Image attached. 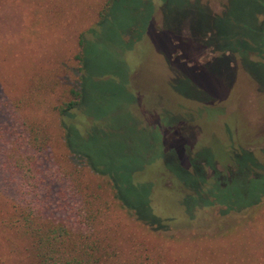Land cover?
<instances>
[{
	"label": "rangeland",
	"instance_id": "rangeland-1",
	"mask_svg": "<svg viewBox=\"0 0 264 264\" xmlns=\"http://www.w3.org/2000/svg\"><path fill=\"white\" fill-rule=\"evenodd\" d=\"M105 1L0 0V264L30 263L13 221L14 207L23 208L30 194L4 162L11 106L24 124L50 136L37 161L40 212L79 232L74 214L91 201L86 212L99 215L94 235H106L117 252L112 264H264V196L241 211L204 207L185 199L191 192L178 180L187 185L191 179L174 164L199 162L201 194L209 200L210 194L232 198L239 208L242 195L253 201L264 194L246 177L258 174L264 183V0H112L99 20ZM177 24V34L170 33ZM214 28L222 40L217 45L189 33ZM223 45L261 62L248 65L259 87L237 54L214 48ZM221 54L236 89L209 104L210 91L222 93L226 73L216 67L195 72ZM80 75L81 101L59 118L54 107L69 100ZM59 120L84 161L63 148ZM204 162L213 164L216 177ZM86 163L118 185L128 174L122 194L132 188L129 196L142 209L148 203L167 229L135 221L114 201L108 177ZM233 163L237 175L228 188L209 187L214 181L220 187Z\"/></svg>",
	"mask_w": 264,
	"mask_h": 264
},
{
	"label": "trees",
	"instance_id": "trees-1",
	"mask_svg": "<svg viewBox=\"0 0 264 264\" xmlns=\"http://www.w3.org/2000/svg\"><path fill=\"white\" fill-rule=\"evenodd\" d=\"M112 0H106L103 9L99 15V20H101L102 17H105V15L108 13L110 8V3ZM205 12V11H204ZM222 15V14H221ZM262 16L264 13L261 14ZM215 20H219L220 16H211ZM264 17V16H263ZM178 24L172 28L171 32L172 34H177L176 28ZM212 26V25H211ZM210 26V27H211ZM215 29V28H214ZM189 31V30H188ZM216 29H207L204 31L196 30V32H190L192 34L193 38L197 40H205V44L210 45H217L222 42L221 37L216 34ZM82 43L79 42V46L81 47ZM203 44V43H202ZM260 47H263L260 46ZM216 50H219L221 52H229L232 54H237L238 56V62L243 69V71L248 75L250 78V81L253 82L254 88L259 87L257 84L261 81V79L253 75L250 70L248 69L249 64H261L255 63L253 61H249L245 55V52L240 50L236 46H230V45H223L222 47H215ZM237 58V57H236ZM75 59L79 63L78 71H82V64H83V57L80 54L79 56H75ZM227 57L221 54V56L214 58L210 63H207L206 65L202 66V71H198L195 73L198 74H204V72L212 67H216V73H220L221 71H224L226 73V79L223 84L222 93H217L215 90L210 91V95H212L209 104L213 102V99H223L234 90L236 87L234 86L236 84V81L234 82L235 73L229 71L226 68L225 62ZM242 59V61H241ZM240 60V61H239ZM219 61H222V63H218ZM224 62V64H223ZM168 64V63H167ZM169 66V67H167ZM166 68L171 69L172 66L170 63L167 65ZM264 66V65H263ZM221 71H220V70ZM194 73V72H193ZM177 72L174 73V77L171 79V81L176 78ZM194 75V74H193ZM81 75L78 78L79 83L70 88L68 90L69 100L66 102H60L56 107H54V110L56 114L60 117L62 115L66 114L73 108H75L81 101V91L79 89ZM256 82V83H255ZM258 82V83H257ZM201 88V85H199ZM202 90V89H201ZM203 90L204 87H203ZM196 91V90H195ZM206 91V90H205ZM207 93V91H206ZM16 109L14 106L10 107L9 110V120L8 123L4 125V131L3 134H6L8 137V146L6 147L7 153L5 152V160L4 162L7 163V167L10 169L12 173H17L18 175H21V183L22 186L26 189V193H29V197L31 198V201L24 200L23 203L25 206L19 207L16 209L14 207L13 209V221L18 225L19 232L23 237L25 238L27 242V255L30 259L29 264H112L114 261V258H116L117 252L111 248H113L106 235L100 234L98 232V237L94 235V226L92 225L94 219H97L99 215L88 213L86 210L89 205H91V201H88L85 199L83 201V212L74 214V218L76 221V225H79V232L74 231L72 232L70 228H67V226L60 222L59 220L54 221L53 219H47L42 212H40L37 204H38V193L37 190L40 188L41 182L38 178L37 174V161L41 154L44 151V148L47 143V138L50 141V136L46 134V137H42L40 135V132L37 129H32L31 125H26L18 119L15 115ZM58 126L61 132V141L62 146L65 148V150L73 157H76L79 160H85V156L73 148V146L68 142V133L66 129L61 124V121H58ZM172 128V127H171ZM174 130V129H173ZM41 136V138L39 137ZM166 152V151H165ZM165 154V153H164ZM244 154L251 156V154L244 152ZM167 156L170 155V152L166 154ZM165 156V158L167 157ZM252 157V156H251ZM164 158V159H165ZM83 160V161H84ZM186 163L181 165L180 161H177V163H174L176 167H179L184 175H186L191 180L186 185L182 181L178 180V182L181 184L182 187L186 188L191 192L190 195H186L185 199L192 198L195 201H198L203 205L204 207H209L212 205H218L222 206L225 211L233 210V211H241L242 209H245L247 207H253L255 204L258 203L260 197L264 196L260 195L259 197L256 196L255 199L248 200V194L242 195V201L244 200L245 205L243 207L236 208L234 206V202L232 201V198L226 200V199H217L216 197H212L211 200L208 198L202 197V190L203 185L205 184V177L201 169V165H199L194 161V158L191 160H186ZM253 168L257 167L258 165L253 161ZM164 164V161H163ZM165 165V164H164ZM204 165L208 166L212 172L215 174L212 177H216L217 174L213 169L212 163H205ZM86 166L88 169L94 174L97 175H105L104 172L101 171H95L94 167L90 165V163H86ZM187 167H191V170L188 171ZM261 168V167H260ZM169 170V169H168ZM171 173L173 172L171 169L169 170ZM173 174V173H172ZM237 175V167H235V164L233 163V170L229 172L228 178L221 183L222 187L218 186L219 181H214L213 184H210L209 187L211 188H222L219 190H223L228 188L230 182V178L234 180V176ZM249 175L252 176V178H248L250 182H259L257 184L261 185L259 188H262L264 190V183H261V179L258 178L257 175H252L249 173L246 175V177H249ZM230 176V177H229ZM111 185V189L113 191V199L116 201L121 209H124L128 212L130 216L133 217V219L140 224L144 225L145 227H148L152 230H162L165 231L167 228L165 225L162 224L161 221L158 220V218L154 217L150 212L148 208V203H142L141 206H143V209L140 208V204L136 200V197L129 196L127 190L124 195L122 192L127 189L128 187V174L124 173L122 178L121 185H118V183L112 178L107 176ZM38 178V181L36 180ZM176 178V177H175ZM211 178V179H213ZM177 179V178H176ZM247 181V180H246ZM263 181V180H262ZM247 183V182H246ZM263 184V185H262ZM248 185V183H247ZM208 192V189H207ZM204 193V190H203ZM209 193V192H208ZM226 200V201H225ZM22 206V205H20ZM88 213V214H87ZM191 213L189 212V219H191ZM77 218L79 220H77ZM47 219V220H46ZM118 257V256H117Z\"/></svg>",
	"mask_w": 264,
	"mask_h": 264
}]
</instances>
